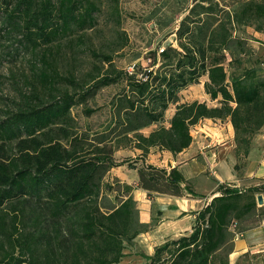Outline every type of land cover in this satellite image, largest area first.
<instances>
[{
	"label": "trees",
	"instance_id": "trees-1",
	"mask_svg": "<svg viewBox=\"0 0 264 264\" xmlns=\"http://www.w3.org/2000/svg\"><path fill=\"white\" fill-rule=\"evenodd\" d=\"M161 1L145 22L162 40L174 35L175 46L158 44L149 66L128 72L113 61L127 44L119 0H0V50H13L12 59L20 50L31 53L36 82L24 104L0 120V264H119L137 237L161 220L152 205L150 221H140L135 190L152 203L158 195L202 199L177 167L158 168L145 159L153 149L173 157L188 149L191 129L203 120L231 125L233 170L245 167L264 130V0ZM173 5L178 9L166 14ZM102 14L114 23V40L91 52L90 70L61 73L53 53L83 43ZM202 78L216 105L179 104V94ZM110 86L118 90L108 102L107 122L95 131L79 127L72 110L94 115L89 104ZM125 149L139 157L117 163L114 153ZM125 164L137 171L136 185L106 180ZM259 183L245 189L218 184L193 213L191 232L156 246L147 264H229L233 240L244 232L240 225L256 215L255 196L264 195Z\"/></svg>",
	"mask_w": 264,
	"mask_h": 264
},
{
	"label": "rangeland",
	"instance_id": "rangeland-1",
	"mask_svg": "<svg viewBox=\"0 0 264 264\" xmlns=\"http://www.w3.org/2000/svg\"><path fill=\"white\" fill-rule=\"evenodd\" d=\"M161 2V0H119L121 24L120 29L127 37L126 46L123 49L115 52L113 56L115 58L113 60L114 64L119 70L132 72L133 70L137 71L139 68H145L149 66L150 59H148V55L150 52H153L156 49L158 44H160L161 48L170 43L175 46V42L173 41L174 35H170L165 40H162L163 34L155 30V25L152 22H145V19L151 9L156 5H160ZM176 9H178V7L173 5L166 6L163 10L166 12V14H173ZM113 26V21L106 14H102L98 18V26L96 30L87 31L83 38V43H75V45H73L71 48L74 51L70 50V48L64 45L59 51L54 52L53 58L61 73L65 72L69 68L73 70H90L92 61L90 55L91 52L99 53L101 50H106V44L113 41L115 38V35L111 31ZM249 35L250 33H248V36ZM254 36L255 39L260 37L259 34H255ZM0 51L2 53V60L0 63L1 120L6 117L5 112L7 110L14 111L16 107H19L18 105L21 106L24 104L25 98L31 96V94L34 92L33 85L35 86L36 82L32 76L33 71L31 64H33L34 61L31 60V53L20 50L19 53H17L18 56L12 59L13 56L8 58V54L14 52L13 50ZM205 80V78H202L198 85L188 87L182 91L179 94V104L197 101L205 102L206 104H209L210 107L215 106L216 102L210 101L209 97L204 92L203 83ZM117 90L118 88L115 86H110L101 90L98 93L94 103L91 102L89 104V108H95L97 110L96 113L89 118L82 116L81 108H74L72 110V114L79 127L86 128L87 126H90L95 131L99 128V126L105 124L108 120V102L110 98L117 92ZM174 110L175 107L172 105L166 112V126L168 125L167 122L173 115ZM217 122H220L221 125L228 123L227 121ZM191 131V134L195 135L193 128ZM148 132L149 129H146L142 133L148 134ZM259 134L261 135L262 133L260 132ZM257 137L253 141V146L255 145ZM215 144V147H211L206 150L214 151L217 147L222 145V142L219 141ZM256 145L258 146V144ZM119 151H116L114 154L116 155L117 160L126 158V152H123V150ZM154 154L157 160L161 159L162 154L160 157H158L156 152ZM208 156L211 155L208 154ZM216 158L217 156L214 154L213 159L215 160ZM240 162V164H243V160ZM212 169L214 172L215 170L218 172V179L227 178L228 171H226V168L224 170H221L220 167ZM202 170L203 165L200 163V161L193 162L185 168L186 172H191L196 175L192 183L194 189H196V191L199 193H202V191L207 190L212 186H215V180L217 179L215 177L205 175ZM111 177L113 176L109 175L106 180H111ZM120 183L122 182L120 181ZM257 184L260 183L258 182ZM240 188L245 189V187ZM211 197L212 196L202 198L200 205H204L206 202H209ZM258 197H261L262 199L261 205L257 201ZM154 201L155 198L153 202ZM255 201L258 211L256 215L251 216L248 220L240 225V228H242L244 232L242 237H235L233 240V251L228 256L229 264H264V229L261 228V222L264 221V195L257 194L255 196ZM136 202L140 212V210L143 208L142 204L138 201ZM156 208L157 206L153 204V213L158 211ZM159 226L160 224L149 233L138 236L134 245L125 250V257L119 264H147L145 256H151L153 254L154 248L162 244L163 241L165 242L166 240H171L170 236L167 237L165 235V230L159 232ZM239 241H244L245 243V247L241 250L236 249V244L239 243ZM223 251L220 252L221 254L219 253L220 258H225V252Z\"/></svg>",
	"mask_w": 264,
	"mask_h": 264
},
{
	"label": "crops",
	"instance_id": "crops-1",
	"mask_svg": "<svg viewBox=\"0 0 264 264\" xmlns=\"http://www.w3.org/2000/svg\"><path fill=\"white\" fill-rule=\"evenodd\" d=\"M207 105L209 106V104ZM151 129L152 128H149V132ZM193 129L195 135L191 134L193 142L188 149L179 153L175 157L168 152H159L157 149H153L145 159L146 164H151L158 168H166L167 170L177 167L178 170L182 172L185 180L190 183L195 194L201 196V198L212 196L217 189V185L221 183H227L229 186L236 188H247L257 185L258 182L264 180V130L261 131V135H258L255 145L246 159L245 167L239 174H236L233 170L236 163V157L233 151L235 144L233 142V130L231 125L229 123L221 125V123L217 121L203 120V123L202 121L199 122V124L194 126ZM144 135L146 136L148 134ZM219 141L222 142V145L217 147L214 151L206 150L215 147V143H218ZM256 144H258V146ZM123 152H126V158H123L122 160H117L116 155H114V159L117 163L131 162L139 157L140 154V152L135 149H126L123 150ZM155 152L158 157L162 154L160 160L155 158ZM208 154L211 156H208ZM214 154L217 156L215 160L213 159ZM197 161H200L203 165L202 172H204L205 175L217 178L215 180V186L202 191V193H199L194 189L192 182L196 175L185 171V168L189 164ZM218 167H220L221 170L226 168V171H228L226 179H218V172L216 170L214 175L209 172L210 168ZM109 175L113 176L111 178L115 177L122 183L128 185H136L138 180L137 171L129 169L126 164L113 168L109 172ZM133 197L136 201L142 204L143 208L139 212V219L142 223H148L150 221L151 205L155 204L157 206L156 209L161 213L159 232L165 230V235L167 237L170 236V239H177L184 234H189L194 222L193 213L198 212L208 203L206 202L204 205H200L202 199H193L188 195L184 197L158 195L154 197L155 201L150 203L146 197V193L141 189L135 190L133 192ZM244 247V241H239V243L236 244V249L238 250H241Z\"/></svg>",
	"mask_w": 264,
	"mask_h": 264
},
{
	"label": "built area",
	"instance_id": "built-area-1",
	"mask_svg": "<svg viewBox=\"0 0 264 264\" xmlns=\"http://www.w3.org/2000/svg\"><path fill=\"white\" fill-rule=\"evenodd\" d=\"M209 171L214 175V171L212 168L209 169ZM261 228L264 229V221L261 222ZM242 237L241 235H236V238Z\"/></svg>",
	"mask_w": 264,
	"mask_h": 264
},
{
	"label": "water",
	"instance_id": "water-1",
	"mask_svg": "<svg viewBox=\"0 0 264 264\" xmlns=\"http://www.w3.org/2000/svg\"><path fill=\"white\" fill-rule=\"evenodd\" d=\"M257 201H258V203L261 205L262 204V199H261V197H258L257 198Z\"/></svg>",
	"mask_w": 264,
	"mask_h": 264
}]
</instances>
